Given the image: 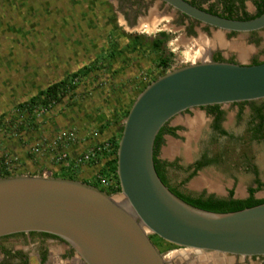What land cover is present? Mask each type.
Returning a JSON list of instances; mask_svg holds the SVG:
<instances>
[{
    "label": "rangeland",
    "instance_id": "rangeland-1",
    "mask_svg": "<svg viewBox=\"0 0 264 264\" xmlns=\"http://www.w3.org/2000/svg\"><path fill=\"white\" fill-rule=\"evenodd\" d=\"M157 4L153 2L154 7ZM247 5L250 9V4ZM114 10L113 0H0V118L8 121L17 115L14 108L19 103L45 90L54 81L80 72L60 102L47 107L46 111L43 107L33 111L41 124L36 132L26 133L25 144L3 141L4 144L0 137V158H15L10 167L21 173L16 175L56 177L64 171L56 160L60 154L72 153L76 155L73 160L78 159L82 143L118 136L125 119L123 115L144 84L167 71L198 61L191 57L203 48L205 41L209 42L205 33L198 39L183 40L181 28L169 31L165 23L169 35L165 43L155 49L151 43L157 28L145 27L141 38L133 32L126 33L129 29ZM157 22H153L154 27ZM223 42L224 55H236L239 62L246 63L252 57L263 59L264 29L251 35L227 32ZM209 56L201 59L208 60ZM163 58L169 59L166 69L159 63ZM85 67L90 69L87 74ZM223 109L222 127L227 135L210 130V120L204 110L182 113L171 122L180 128L176 136L167 137L163 143L164 156L172 161L180 160L184 165L198 160L201 155L217 159L190 178L182 170L169 171L171 186L177 185L190 195L218 197L226 196L227 191L233 189L236 198H243L247 187L252 185L251 165H257L264 177V139L252 137L248 107L240 113L231 105ZM196 115L197 123L191 126L189 120ZM170 143L173 151L168 154ZM46 147L57 148L56 153L49 154ZM82 165L88 169L75 168L72 172L76 180L91 185L100 165ZM179 180L186 184H180ZM256 197L264 198V187ZM151 241L167 264H206L204 259L208 256L225 257L204 252L191 254L184 260L187 254L181 256L180 247H169L154 237ZM0 245L15 250L23 248L32 259L41 248L52 255L63 249L58 241L40 237L16 236L1 240Z\"/></svg>",
    "mask_w": 264,
    "mask_h": 264
},
{
    "label": "water",
    "instance_id": "water-1",
    "mask_svg": "<svg viewBox=\"0 0 264 264\" xmlns=\"http://www.w3.org/2000/svg\"><path fill=\"white\" fill-rule=\"evenodd\" d=\"M158 1L213 29L209 55L212 48L223 47L227 32L264 29V12L234 19L187 0ZM259 99H264V60L199 59L167 71L137 95L124 119L116 153L118 196L79 180L1 177L0 237L49 233L67 242L84 264H167L152 234L190 256L264 255V202L230 212L197 208L161 181L153 162L159 130L187 109Z\"/></svg>",
    "mask_w": 264,
    "mask_h": 264
},
{
    "label": "flooded vegetation",
    "instance_id": "flooded-vegetation-1",
    "mask_svg": "<svg viewBox=\"0 0 264 264\" xmlns=\"http://www.w3.org/2000/svg\"><path fill=\"white\" fill-rule=\"evenodd\" d=\"M113 1L115 2V10H114L115 13L116 12L118 13L120 19L123 21L125 25V28L129 29V32L126 31V33L133 32L134 36L141 38L143 34V30H145L144 28L148 27L150 29H154L155 27L153 25V22H156V21L158 22L156 24L157 29L155 30L154 39L156 38L163 39V42H162L163 44L165 43L167 36L169 35L168 32L165 31V25H166L165 23L168 24L169 31L172 29L175 30L177 28H181L180 30L181 32H183V37H182L183 40H187L189 38L198 39L201 33H205L207 36L211 35V29H212L211 27L207 25H202L199 22L173 10L171 7L165 5V3L161 1H158V0H113ZM154 1L158 3L157 4L158 6L156 5V7H154L153 5ZM187 1L194 6H197L206 11L207 10L211 11L212 13L217 14V15H221V14L228 15L229 12L226 10V8L229 4H231L232 5L231 16L234 18H245V17L253 16L256 14V11H257L255 7V3H254L256 0H187ZM225 1H228V2H225ZM247 3L250 4V9H248L249 7ZM160 7H162V9H160ZM165 16L169 17V19L165 18ZM175 18L177 19L176 21H175ZM166 19H168L169 21H167ZM161 32H164L165 36H160ZM257 32H250V33H244V34L251 35ZM230 33L232 35H237V33H233V32H230ZM262 56H263V59L252 57L248 62H246V64H252L254 60H256L257 62H261L264 60V53ZM209 57L211 60L219 59V60L229 61V62H239L237 60L236 55L233 57L225 56L222 47H216L212 49ZM225 105H231L235 107L236 113H240L242 112V110H244V108L248 107V110L250 112V122H249L250 124L249 125H252L254 128L259 127L261 129V132L259 133V135H263L261 139L262 140L264 139V99L248 101V102H243V103L237 102V103L219 105V109L222 111L219 125H220V129H222L223 131H225V129L222 127V122H223L224 114H225V110L223 109V107ZM207 107L208 106L187 109L186 111L183 112V114L193 112L194 110H204L206 118L210 120V124H209L210 130L213 133L221 134L219 129H215L213 127L214 121H215V115L210 114L207 111ZM258 109H261V113L263 115L262 121L258 117V113H257ZM196 117L197 115L194 117V119H191L189 121L195 120ZM200 119L198 120L199 124H200ZM167 127H177L178 130L175 131V134L176 135L178 134L179 128H180L179 125L178 126L172 125L171 122H169L167 123ZM221 135H227V132L226 134H221ZM167 137H172V135L167 132H163L161 136L162 143L160 144V147L158 149L157 157L161 161H165L167 163H173V165L165 167L167 185L171 186L170 181L168 180L169 171L182 170L184 171V173H186V176H188L193 171V164L196 160L189 164H185V165L181 164L180 160L178 161L169 160V157L164 156L162 153L163 143L165 142ZM202 156L203 155H201V157ZM251 170H252V177H251L252 185H250L249 187H256V182H255L256 180H259L260 182L264 183V177L260 175L258 166L251 165ZM199 171L200 169L197 170L194 175H196ZM178 182L182 185L186 184V181L182 182V180H179ZM249 187H247L246 189L245 197L248 196ZM260 190L255 192L254 194L255 197H256V193H258ZM228 191H227V195H228ZM233 197L236 198L234 190H233ZM46 234L48 235H43L42 232L16 233V234L2 236L0 237V241L4 239H9L11 237H16V236H22V237H27V238L40 237V238H45V239H52V240L58 241L60 243V246L63 248V249L60 248L61 250L59 251L57 255H52L50 251H48L47 249L41 248L39 251H37L34 254L33 256L34 259H32V256H29L28 253L23 248L15 250L6 245H0V264H79L78 261H82V259L77 255V253L73 250V248L67 242H65L61 238L54 236L52 234H49V233H46ZM76 259H78V261H76ZM213 261L216 263H214ZM204 263L206 264L207 263L208 264L210 263L212 264H264V255L246 256V257L226 256L224 258L218 257L216 259L212 256H208L206 259H204Z\"/></svg>",
    "mask_w": 264,
    "mask_h": 264
},
{
    "label": "trees",
    "instance_id": "trees-1",
    "mask_svg": "<svg viewBox=\"0 0 264 264\" xmlns=\"http://www.w3.org/2000/svg\"><path fill=\"white\" fill-rule=\"evenodd\" d=\"M228 2V1H225ZM255 7L257 9L256 14L253 16L245 17V18H234L231 16L232 13V5L229 4L226 8V10L229 12L228 15H220L222 17L226 18H234V19H250L253 17H256L264 12V0H256ZM208 11V10H207ZM212 13L211 11H208ZM160 36H165L164 32L160 33ZM163 39L156 38L152 41V46L155 49H158L160 45L162 44ZM113 52H111L112 54ZM214 61H222L219 59H215ZM159 63H161V67L166 69L168 67L169 59L163 58L160 59ZM260 62H257L256 60L253 61L252 64H258ZM84 73L87 74L90 72V69L85 67ZM80 72H73L67 77L62 78L59 81L53 82L47 86L45 90L39 91L34 96H31L27 101H24L22 103H19L14 109L15 112H17V115H13L11 119L8 121H4L2 117L0 118V129L1 135V143L7 142L10 144H18L22 143L25 144L26 140V133H33L36 132L38 129V126L41 124L39 123L37 119V115L33 112L37 107H43L45 108L44 111L48 110L47 107H50L52 104L58 103L62 100L64 96L68 94V88L71 86V82L74 81V78L79 76ZM164 73V72H163ZM144 84L140 92L148 85ZM75 86H73V89ZM243 103V102H242ZM53 106V105H52ZM51 106V107H52ZM207 111L210 114L215 115V121L213 127L215 129H219L221 134H226V131H223L220 129L219 121L221 118L222 111L219 109V105H211L207 107ZM128 113V110L124 113L123 118L126 117ZM258 117L260 120H263V115L261 113V109L257 110ZM46 116V115H45ZM43 115L42 117L45 118ZM44 120V119H43ZM263 125V124H262ZM123 126L121 125L119 127V134L116 137H110L107 139H104L102 141H99L97 143H93L94 146H99L100 151H97L92 159H90L87 162V164H98L100 165L96 176L94 177V181L91 185L94 187L100 189L101 191H104L108 195L116 194L117 192H120V185L117 177L116 172V153H117V147L118 142L122 133ZM178 130L177 127H167V124H165L156 135L155 141H154V147H153V162H154V168L156 170V173L158 174L161 181L168 186V188L179 198H181L183 201L189 203L192 206H195L197 208L207 210V211H213V212H230V211H236L240 210L246 207H251L260 203L264 202V198H257L254 196L255 192L262 189L264 187V183L260 182L259 180H256V187H249L248 188V196L245 198H234L233 197V189H230L228 191V195L225 197H218L213 194L204 195H190L184 191H182L179 186H169L167 185L166 181V174H165V167L171 166L173 163H167L165 161H161L157 157L158 149L160 147V144L162 143V133L167 132L171 134L172 136H176L175 131ZM250 132L253 138L261 139L263 135H259L261 132V129L258 127L254 128L252 125H250ZM4 141V142H3ZM5 144V143H4ZM107 144V146H105ZM6 146V145H5ZM56 149L54 147H46V151L49 154H55ZM83 155V154H82ZM81 155V157H82ZM67 159H69V155L67 154ZM11 158V157H9ZM15 158H0V178L1 177H8L13 176L16 174V168L10 167L11 164L14 163ZM18 160V159H17ZM70 160V159H69ZM217 159H209L203 155L200 159L196 160L193 164V171L191 174L188 175V178L192 177L197 170L201 169L202 167L209 165L211 163L216 162ZM74 161H70V166L66 167L65 164H62L63 162H59V166L63 171L60 175H55L56 177L76 180L75 174L72 172L75 168L77 169L78 166H73ZM34 175V174H33ZM101 179L104 180L105 184L101 183ZM43 235H48L46 233H43ZM154 237L156 240H159L161 242H165L169 247L174 246L171 243H168L164 241L163 239L159 238L157 235L152 234L150 236V239Z\"/></svg>",
    "mask_w": 264,
    "mask_h": 264
},
{
    "label": "built area",
    "instance_id": "built-area-1",
    "mask_svg": "<svg viewBox=\"0 0 264 264\" xmlns=\"http://www.w3.org/2000/svg\"><path fill=\"white\" fill-rule=\"evenodd\" d=\"M105 146H107V144H105ZM97 151H100V147L99 146H94V145L90 146L86 150V152L83 153L82 157H79L78 159H75V161L73 162V166H79V165L83 164L84 162L89 161L90 159L93 158V156L95 155V153ZM67 158H68L67 157V153H62L56 158V160L58 162H63L62 164H65L66 167H69L70 166L69 164H70L71 160H69ZM101 183L105 184L103 179H101Z\"/></svg>",
    "mask_w": 264,
    "mask_h": 264
},
{
    "label": "bare ground",
    "instance_id": "bare-ground-1",
    "mask_svg": "<svg viewBox=\"0 0 264 264\" xmlns=\"http://www.w3.org/2000/svg\"><path fill=\"white\" fill-rule=\"evenodd\" d=\"M155 29H156V27H155ZM209 48H210L209 42L205 41V45L203 46V48L201 50L199 49L198 51H196L195 56L194 57L192 56L191 60H193V59L197 60V59L203 58L205 55L208 54ZM196 121H197V118L195 120L190 121L189 124L191 126L192 125L194 126ZM172 151H173V147L171 146V143H170L168 149L166 150V153L170 154ZM184 254H186V253H184ZM184 254H181V256H183ZM187 255L190 256V254H188V253H187Z\"/></svg>",
    "mask_w": 264,
    "mask_h": 264
},
{
    "label": "crops",
    "instance_id": "crops-1",
    "mask_svg": "<svg viewBox=\"0 0 264 264\" xmlns=\"http://www.w3.org/2000/svg\"><path fill=\"white\" fill-rule=\"evenodd\" d=\"M94 143H97V142H94ZM92 142L90 141V142H86V143H82L81 144V149H80V155H82L83 153H85L86 152V150L90 147V146H92ZM68 155H69V157H70V160H73V158H75V156L76 155H73L72 153H68ZM75 160V159H74ZM73 160V161H74ZM97 165V164H96ZM77 168H79L80 170H86V169H88L85 165H80V166H78ZM94 168V173L97 171V169L95 170V168H97V166L96 167H93Z\"/></svg>",
    "mask_w": 264,
    "mask_h": 264
}]
</instances>
